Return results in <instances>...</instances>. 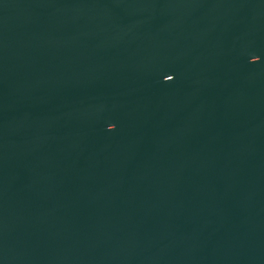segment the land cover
<instances>
[{
    "label": "water",
    "instance_id": "95a60500",
    "mask_svg": "<svg viewBox=\"0 0 264 264\" xmlns=\"http://www.w3.org/2000/svg\"><path fill=\"white\" fill-rule=\"evenodd\" d=\"M0 264H264V0H0Z\"/></svg>",
    "mask_w": 264,
    "mask_h": 264
}]
</instances>
